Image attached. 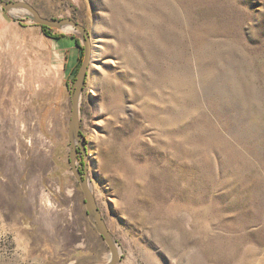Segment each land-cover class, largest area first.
<instances>
[{
	"label": "rangeland",
	"instance_id": "1",
	"mask_svg": "<svg viewBox=\"0 0 264 264\" xmlns=\"http://www.w3.org/2000/svg\"><path fill=\"white\" fill-rule=\"evenodd\" d=\"M25 1L45 18L72 17L88 30L92 56L76 162L121 247L117 264H223L201 257L196 240L185 236L245 232L227 229L240 214L234 195L217 185V164L218 189L202 194L203 226L194 229L186 209L176 212V225L147 216L150 204L190 202L167 192L153 200L150 187L159 182L153 166H161L165 144L157 138L155 112L147 111L162 109L173 124L183 125L187 115L192 124L210 118L221 127L209 97L235 82L242 85L244 111L264 123V0ZM28 13L0 4V264H107L111 248L70 161L71 92L85 54L81 33L52 28L66 36H48ZM253 159L260 180L250 187L246 210L264 214V159ZM263 226L248 228L254 235L242 250L259 253L243 264H264L256 234Z\"/></svg>",
	"mask_w": 264,
	"mask_h": 264
},
{
	"label": "bare ground",
	"instance_id": "2",
	"mask_svg": "<svg viewBox=\"0 0 264 264\" xmlns=\"http://www.w3.org/2000/svg\"><path fill=\"white\" fill-rule=\"evenodd\" d=\"M11 9L26 10L19 6ZM62 28L66 31L75 29L71 24L63 25ZM208 80L205 77V83H202V86L207 85ZM241 87L242 85L232 82L221 88L220 92H216L212 98L209 97L211 111L218 119L222 120L221 127H218L210 118H205L202 124H197L199 121L192 124L191 116L187 115L185 116L187 122L184 121L183 115L177 116L178 118L183 116L180 119V122L184 123L183 125L178 122L173 124L164 114V110L161 109L160 112L155 108H146L151 110H148V113L155 112L153 123L161 131L157 138L161 139L162 144H165L163 157L160 160L161 166H153V180L159 182L150 187L153 195L157 194V198L152 199L157 202L164 200L166 192L170 196H185L190 199L188 204L174 205V208L164 207L161 202L155 206L150 204L151 214H147L149 219L152 221L158 219L159 225H176L177 222L174 220L176 212L186 209V212L193 218L194 229H196L204 225L202 223L203 205H201L203 193L214 191L220 186L228 194L234 195L231 204L239 210L237 213L240 216L233 225H228L227 229L230 230L229 232L243 229L245 230L243 235L228 234L223 236L218 232L210 234L207 232V227L205 228L206 232L200 230L193 235L185 232L187 242L194 241L195 243L196 240L197 253L213 263L221 261L223 264H243L248 261L247 255L259 253L255 249L245 246V249L242 250V247L245 241L254 235L251 230H248L252 223L262 222L264 224V214L261 208L250 212L246 210L253 198L250 187L254 181L260 180L258 167H255L253 158L264 159V123H260L257 118L244 111ZM233 121L239 122L240 126L235 127ZM223 132L229 135L228 138ZM215 164L218 165L222 173L221 178L214 176L220 179L217 182L218 186L215 184L217 180L213 179V175L216 173L213 172ZM131 172L133 171L131 170ZM258 191L262 192V189L259 188ZM204 210L207 209L204 208ZM256 234L260 237V242L264 244V226ZM114 240L121 253V247L115 237ZM111 258L112 255H110Z\"/></svg>",
	"mask_w": 264,
	"mask_h": 264
},
{
	"label": "water",
	"instance_id": "3",
	"mask_svg": "<svg viewBox=\"0 0 264 264\" xmlns=\"http://www.w3.org/2000/svg\"><path fill=\"white\" fill-rule=\"evenodd\" d=\"M0 4L7 10H11L12 7H24L29 12V16L34 18V20L40 24L47 26L49 28H58L63 29V25L71 24L81 33V38L84 43L85 54L82 61V64L77 73L74 85L72 86V112L71 120L69 125V140L71 142V154L70 161L72 165L73 173L76 178L79 180L82 190L84 192L85 201L87 205L88 212L92 215V219L98 227L100 234L104 237L106 242L111 248L112 258L107 264H117L121 259V253L119 252L114 237L110 232L108 226L106 225L105 219L103 217L102 211L96 199V196L93 192V189L90 185V181L87 177V174H83L77 166V153H78V142L81 137V128H80V103L81 95L88 75V70L90 66L91 56H92V44L90 41V36L87 28L78 22L72 17H65L62 19H49L42 16L40 11L31 3L25 0H0ZM85 149V148H84Z\"/></svg>",
	"mask_w": 264,
	"mask_h": 264
},
{
	"label": "trees",
	"instance_id": "4",
	"mask_svg": "<svg viewBox=\"0 0 264 264\" xmlns=\"http://www.w3.org/2000/svg\"><path fill=\"white\" fill-rule=\"evenodd\" d=\"M41 26H42L43 30L45 31V33H46L48 36H51V37H54V38H57V39L66 36V35H64L63 33H60V34H58V33H52V28H49V27L44 26V25H41ZM72 37H73V38H76V36H72ZM77 40H78V39H77ZM78 45L81 47L80 43H78ZM81 59H82V57H80V60H81ZM78 71H79V70H78ZM78 71L76 72L75 76H77Z\"/></svg>",
	"mask_w": 264,
	"mask_h": 264
}]
</instances>
